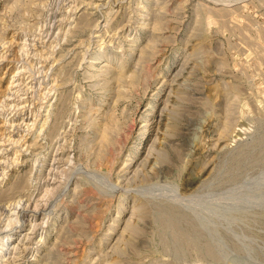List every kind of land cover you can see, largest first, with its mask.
Returning a JSON list of instances; mask_svg holds the SVG:
<instances>
[{
  "label": "rangeland",
  "instance_id": "rangeland-1",
  "mask_svg": "<svg viewBox=\"0 0 264 264\" xmlns=\"http://www.w3.org/2000/svg\"><path fill=\"white\" fill-rule=\"evenodd\" d=\"M0 228V264H264V0H0Z\"/></svg>",
  "mask_w": 264,
  "mask_h": 264
},
{
  "label": "bare ground",
  "instance_id": "bare-ground-1",
  "mask_svg": "<svg viewBox=\"0 0 264 264\" xmlns=\"http://www.w3.org/2000/svg\"><path fill=\"white\" fill-rule=\"evenodd\" d=\"M61 3H62V2H61ZM93 4H94V3H93ZM66 7H67V6H66ZM67 10H68V9H67ZM73 10H75V9H73ZM70 11H71V10H70ZM59 23H60V22H59ZM94 36H95V34H94ZM99 42H100V41H99ZM96 61H97V60H96ZM97 62H98V61H97ZM19 73H20V72H19ZM16 80H17V79H16ZM6 90H7V89H6ZM25 92H26V91H25ZM5 98H6V97H5ZM20 99H21V98H20ZM20 99H19V100H20ZM39 99H40V98H39ZM6 100H7V99H6ZM9 100H10V99H9ZM4 101H5V100H4ZM19 102H20V101H19ZM19 102H18V103H19ZM22 102H23V101H22ZM7 103H8V102H7ZM7 103H5L4 106H8ZM15 103H16V102H15ZM25 105H26V104H25ZM28 105H29V104H28ZM15 106H16V104H15ZM17 106H18V105H17ZM20 106H21V105H20ZM8 108H9V107H8ZM13 108H14V107H13ZM21 108H22V106H21ZM19 110H20V109H19ZM26 110H27V109H26ZM32 125H33V124H32ZM41 126H42V124H41ZM13 127H14V126H13ZM29 127H30V126H29ZM11 128H12V127H11ZM18 128H19V127H18ZM30 129H32V128H30ZM5 136H6V135H5ZM5 136H4V137H5ZM6 138H7V136H6ZM8 138H9V136H8ZM8 138H7V139H8ZM7 139H6V140H7ZM2 140H3V139H2ZM22 141H23V140H22ZM4 142H5V141H4ZM52 162H53V161H52ZM50 168H51V167H50ZM50 168H49V170H50ZM30 198H31V197H30ZM20 202H21V201H20ZM34 204H35V203H34ZM34 210H35V209H34ZM23 213H25V210H24ZM26 213H27V212H26ZM6 217H8V216H6ZM18 219H19V218H18ZM5 221H6V220H5ZM8 222H9V221H8ZM4 223H5V222H4ZM0 229H1V228H0ZM0 232H1V231H0ZM25 236H26V235H25V233H24V237H23V239L21 240V241H22V245L26 243V238H25ZM9 240H10V239H9ZM11 244H12V243H11ZM10 246H11V245H10ZM26 246H27V245H26ZM26 246L23 247L24 251L27 250V247H26ZM11 248H12V250L15 249L14 244H12ZM2 250H4L6 254H8V253L11 251L10 248H9V249H7V248H4V249H3V248H2ZM15 250H16V249H15ZM13 253H15V252H13ZM13 253H12V254H13ZM10 258H11V257H10ZM4 260H5V259H4ZM7 262H8V261H7ZM11 262H12V260L10 261V263H11ZM13 263H14V262H13ZM4 264H5V263H4Z\"/></svg>",
  "mask_w": 264,
  "mask_h": 264
}]
</instances>
